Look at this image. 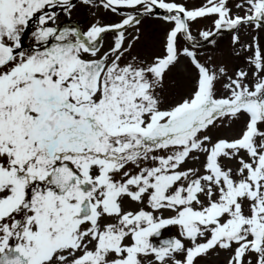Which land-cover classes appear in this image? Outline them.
<instances>
[{
  "label": "snow or ice",
  "instance_id": "6c2138e0",
  "mask_svg": "<svg viewBox=\"0 0 264 264\" xmlns=\"http://www.w3.org/2000/svg\"><path fill=\"white\" fill-rule=\"evenodd\" d=\"M79 3L119 19L0 0V264H264V0ZM145 20L165 26L147 58ZM225 33L247 70L199 51Z\"/></svg>",
  "mask_w": 264,
  "mask_h": 264
},
{
  "label": "rangeland",
  "instance_id": "374dc122",
  "mask_svg": "<svg viewBox=\"0 0 264 264\" xmlns=\"http://www.w3.org/2000/svg\"><path fill=\"white\" fill-rule=\"evenodd\" d=\"M187 2L189 5H196L200 3V0H187ZM229 2L231 5H234L239 2V0H229ZM233 11H236V9L233 8ZM204 25L210 26V22L203 21L201 26ZM164 30L165 26L163 23L157 20H145L142 24V40L136 45L133 55H140L147 58L159 53L164 38ZM251 35V33L242 30V41H249L251 39ZM259 37L261 43L264 44V32H260ZM199 51L205 52L206 55H214L218 60H223L224 63L227 64L230 72L236 69L247 70V57L245 55L236 56L232 52L231 35L228 33H225L223 36L218 38L217 48L212 49V46H209L206 49H199ZM201 59H203V57H201ZM191 79L192 75L183 68L174 70L173 73L170 74L167 81L168 87L164 93L165 97L169 101L178 99L180 95L184 94V92L190 88ZM236 127L237 126L234 125L232 129L221 128L214 130L213 135H232L234 134ZM175 234V229L165 231L166 236H174ZM211 264H223V261L221 260L217 262L216 259L213 258Z\"/></svg>",
  "mask_w": 264,
  "mask_h": 264
},
{
  "label": "flooded vegetation",
  "instance_id": "af4514ba",
  "mask_svg": "<svg viewBox=\"0 0 264 264\" xmlns=\"http://www.w3.org/2000/svg\"><path fill=\"white\" fill-rule=\"evenodd\" d=\"M75 3L77 6L73 9L71 18H66L63 15L61 16L62 26L66 27L71 25L86 29L90 24L97 20H100L102 23H109L119 19V17L115 14L105 13L102 10H92L81 5L79 2ZM111 39L112 38L110 36H105L103 42L105 48L108 46Z\"/></svg>",
  "mask_w": 264,
  "mask_h": 264
}]
</instances>
